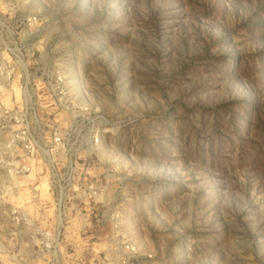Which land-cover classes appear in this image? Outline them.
I'll use <instances>...</instances> for the list:
<instances>
[{
	"label": "clouds",
	"instance_id": "1",
	"mask_svg": "<svg viewBox=\"0 0 264 264\" xmlns=\"http://www.w3.org/2000/svg\"><path fill=\"white\" fill-rule=\"evenodd\" d=\"M75 6L41 0L0 31V264H264L246 223L264 220V153L253 176L218 126L179 119L198 77L159 45L86 48L75 25L95 43L99 16ZM129 11L135 40L150 11Z\"/></svg>",
	"mask_w": 264,
	"mask_h": 264
},
{
	"label": "rangeland",
	"instance_id": "2",
	"mask_svg": "<svg viewBox=\"0 0 264 264\" xmlns=\"http://www.w3.org/2000/svg\"><path fill=\"white\" fill-rule=\"evenodd\" d=\"M41 0H0V31L19 24ZM70 3L71 0H65ZM150 31H138L135 40L124 31L133 0H76L74 16L98 15L95 43L87 29L75 25L86 48L106 50V40L119 39L159 52L165 63L182 66L181 74L198 77L193 108L179 118L193 131L209 121L218 126L221 152L225 141L240 148L241 156L255 161L264 153V0H145ZM11 4L14 13L9 20ZM121 25L116 27L115 25ZM155 41V43H153ZM124 56L130 54L122 49ZM225 116L230 117L225 121ZM196 135L204 139L203 132ZM235 137V141L232 138ZM215 141L209 136L204 143ZM264 187V185H261ZM264 217V214H261ZM248 239L258 257H264V220L249 217ZM220 264V262H217Z\"/></svg>",
	"mask_w": 264,
	"mask_h": 264
}]
</instances>
